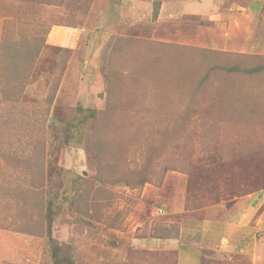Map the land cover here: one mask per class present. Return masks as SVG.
Returning a JSON list of instances; mask_svg holds the SVG:
<instances>
[{"label": "rangeland", "instance_id": "1", "mask_svg": "<svg viewBox=\"0 0 264 264\" xmlns=\"http://www.w3.org/2000/svg\"><path fill=\"white\" fill-rule=\"evenodd\" d=\"M167 1L0 0V264H179L181 220L253 193L264 222V0Z\"/></svg>", "mask_w": 264, "mask_h": 264}, {"label": "crops", "instance_id": "2", "mask_svg": "<svg viewBox=\"0 0 264 264\" xmlns=\"http://www.w3.org/2000/svg\"><path fill=\"white\" fill-rule=\"evenodd\" d=\"M192 1L193 0H170L167 1L166 5L175 6L174 8L176 9L181 8L180 5H186V12L191 11V9L197 11L201 5L194 6ZM138 15L139 13L134 14L135 17ZM187 15H189L188 12L185 13V18H187ZM159 17H161V15H159ZM66 29L67 30H63V32H55L53 29L50 33H56L54 37H61L63 40H69V35L72 34L71 37L74 36V39L70 41L75 44V37H77L78 34L74 31L69 32L70 29L74 30L75 28L66 27ZM258 197H260L259 193L249 194V196L247 195L242 198L239 202L240 204L235 205L234 208L230 207L222 210L221 216L215 218V215L210 213V219L204 220L202 224H196L189 230L186 228L184 229L189 221L181 220V237L184 242L182 245L177 244V247H185L183 248V254L180 255L179 264H264V222H261L259 227L260 221L258 222L256 220L257 222H254L247 220V217L251 215V210L245 211L248 207L246 204L254 203L255 199H258ZM263 201L264 195L263 199L260 198V202ZM260 202L258 201L259 205H261ZM242 210L244 211L242 212ZM258 228L263 230L261 233L263 235L259 237L260 239L255 235H253L254 237H249ZM201 230H205V232ZM247 238L249 239L247 240ZM250 238H252L251 241ZM172 241H175V239ZM198 241H200L201 244L200 249H198ZM245 243L247 244L245 245ZM243 246H246V249H244ZM239 250H241V252ZM179 251L181 254V248ZM222 259H225V261Z\"/></svg>", "mask_w": 264, "mask_h": 264}, {"label": "trees", "instance_id": "3", "mask_svg": "<svg viewBox=\"0 0 264 264\" xmlns=\"http://www.w3.org/2000/svg\"><path fill=\"white\" fill-rule=\"evenodd\" d=\"M161 3V2H160ZM156 15V14H155Z\"/></svg>", "mask_w": 264, "mask_h": 264}]
</instances>
